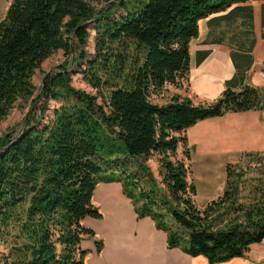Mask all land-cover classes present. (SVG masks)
I'll list each match as a JSON object with an SVG mask.
<instances>
[{"label":"trees","instance_id":"trees-1","mask_svg":"<svg viewBox=\"0 0 264 264\" xmlns=\"http://www.w3.org/2000/svg\"><path fill=\"white\" fill-rule=\"evenodd\" d=\"M104 1L97 9L101 0H11L0 20V121L30 99L21 129L0 138V244L8 248L0 264H84L85 235L99 253L102 240L82 223L102 217L93 204L99 182H119L168 248L209 264L244 256L264 238V154H243L244 168L227 163L222 193L199 208L183 132L226 112L264 110L262 91L244 83L256 39L252 6L242 5L249 0ZM261 16L264 24V4ZM205 18V42L230 49L233 79L210 102L177 94L153 102L165 85H188L189 41ZM92 24L95 53L83 72L107 91L104 101L73 87L68 67L46 72L35 93V70L57 50L70 57L85 47ZM50 101L60 105L46 117ZM179 144L185 158L173 160ZM153 153L161 188L144 160Z\"/></svg>","mask_w":264,"mask_h":264},{"label":"crops","instance_id":"crops-1","mask_svg":"<svg viewBox=\"0 0 264 264\" xmlns=\"http://www.w3.org/2000/svg\"><path fill=\"white\" fill-rule=\"evenodd\" d=\"M263 4V0H249L242 5L252 6L256 38L251 52L253 64L244 83L258 87L264 95V24L261 16ZM208 18L199 21V32L195 39L200 38V41L192 44L194 54L190 53L192 39L189 41V82L181 88L183 93L177 94L181 98H188L194 104L216 99L235 74L230 49L224 44L205 42L209 33ZM233 89L238 90L239 85ZM223 118L246 119L249 124L247 131L260 136L264 146V110L226 112L220 116L202 119L195 126L201 122H218ZM253 152L264 154L263 150ZM224 185L225 178L223 188ZM93 204L101 211L102 217H86L82 223L95 232V237L101 239L103 245L97 253L94 244H90L84 264H209L201 255L192 257L178 247L168 248L166 233L157 229L149 217H137L131 200L124 195L119 182H99L94 190ZM216 264H264V238L251 244L244 256Z\"/></svg>","mask_w":264,"mask_h":264},{"label":"rangeland","instance_id":"rangeland-1","mask_svg":"<svg viewBox=\"0 0 264 264\" xmlns=\"http://www.w3.org/2000/svg\"><path fill=\"white\" fill-rule=\"evenodd\" d=\"M10 2L11 0H0V20L4 17ZM109 3L108 1L101 0L96 5V8L106 7ZM114 11L113 17L122 13L121 8L114 9ZM201 26L204 29L203 22ZM89 30L88 42L81 50L76 49L70 57L64 55L62 50H57L47 57L40 67L35 70L32 76V82L36 88L35 93L40 87L46 72L57 71L61 67H68V70L71 72V85L73 87L97 96L98 103L104 101L107 91L104 88L97 89L92 87L83 72L87 67V61L95 53L94 38L96 30L93 24ZM199 41L200 38L197 40L192 38L190 53L194 54L192 44L199 43ZM80 53H84L87 57L84 60L79 59L74 65V60L77 59ZM183 86L165 85L160 93H152L150 99L158 104L166 102L171 95L182 94L181 88ZM59 105L60 103L50 101L46 117H51L53 109ZM29 109L30 99L27 102L17 101L10 113L0 121V138L8 131H11L13 134L17 133L21 129L23 118ZM196 123L193 124L194 126L191 125L192 127L189 126L190 128L187 127L189 129L184 134L186 136V147L190 152V156L188 159H185V162L189 165V179L196 188L194 202L199 208H202L208 203L207 201L216 199L217 195L220 194L225 178V165L229 162H239V165L244 168L247 162L242 155L245 153H255L253 152L254 150L264 151V146L262 141H260V136L250 134L247 131L249 124L246 119L232 120L231 118H223L218 122H201L195 126ZM184 149L185 146L179 144L175 153L170 158L173 160L184 159ZM144 160L152 171L157 186L161 188L159 155L153 153L144 157ZM90 244L93 245V238L88 235L83 236L81 247L87 253L89 252ZM7 250L8 248L4 244H0V254Z\"/></svg>","mask_w":264,"mask_h":264},{"label":"water","instance_id":"water-1","mask_svg":"<svg viewBox=\"0 0 264 264\" xmlns=\"http://www.w3.org/2000/svg\"><path fill=\"white\" fill-rule=\"evenodd\" d=\"M27 116V115H26ZM26 116H25V118H26Z\"/></svg>","mask_w":264,"mask_h":264}]
</instances>
